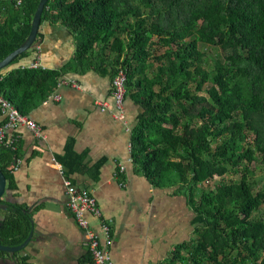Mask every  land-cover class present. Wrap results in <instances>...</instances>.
Instances as JSON below:
<instances>
[{
  "label": "trees",
  "instance_id": "obj_1",
  "mask_svg": "<svg viewBox=\"0 0 264 264\" xmlns=\"http://www.w3.org/2000/svg\"><path fill=\"white\" fill-rule=\"evenodd\" d=\"M38 2L0 0V61L28 36ZM45 21L72 36V57L57 69H8L32 49L23 52L0 72V98L29 116L66 74L122 71L124 101L137 108L132 171L182 195L192 213L190 238L163 264H264V188L254 191L250 167L264 166V0H47ZM199 45L220 58L209 65ZM10 136L0 144L7 190L20 160V139ZM73 146L69 139L59 158L63 176L90 170L96 180L104 161L87 168ZM10 208L0 244L18 246L30 216Z\"/></svg>",
  "mask_w": 264,
  "mask_h": 264
},
{
  "label": "crops",
  "instance_id": "obj_2",
  "mask_svg": "<svg viewBox=\"0 0 264 264\" xmlns=\"http://www.w3.org/2000/svg\"><path fill=\"white\" fill-rule=\"evenodd\" d=\"M38 33L37 46L8 69L27 67L33 62L57 69L70 60L73 38L64 27L40 22ZM63 79L79 87H57L60 101L41 103L27 116L41 128V136L36 137L25 126L14 130L20 139V165L13 173L15 188L6 189L1 198L0 222L15 218L10 206L21 208L20 215L30 216L32 236L18 253L0 255V264L89 261L84 232L65 206L59 158L69 139L74 142V152L84 155L87 168L104 161L96 180L89 170L73 174L69 181L87 189L102 217L111 220L110 254L114 264H163L175 245L190 238L192 213L182 195H176L173 189L154 188L133 173L127 129L131 130L137 108L130 100L124 101V124L112 115L109 77L87 72L69 73ZM98 101L108 103L107 111H100ZM119 166L124 168L121 173L117 172ZM87 218L91 229L100 234L98 221Z\"/></svg>",
  "mask_w": 264,
  "mask_h": 264
},
{
  "label": "built area",
  "instance_id": "obj_3",
  "mask_svg": "<svg viewBox=\"0 0 264 264\" xmlns=\"http://www.w3.org/2000/svg\"><path fill=\"white\" fill-rule=\"evenodd\" d=\"M20 4V0H16V5ZM42 68L38 62H33L27 67L22 68ZM69 85L75 89L79 86L74 81H69L60 78L54 87L53 91L46 96L42 101L43 105L49 102H58L61 100L57 94L56 88ZM111 105L113 107L112 115L117 120L126 123L124 97H125V75L122 71L111 79ZM101 112L107 111L109 105L107 102H96ZM0 112L5 123L0 126V144L9 146L13 140L10 138L17 126H25L36 137L41 136V128L30 120L27 116L21 115L10 103L0 98ZM130 131L129 129H127ZM130 149V145H129ZM20 160L17 159L13 166V172L18 170ZM123 167L119 166L118 173L123 171ZM66 201V209L73 216L77 226L84 232L85 245L87 246L90 260L86 264H114L110 254V248L113 245L111 233V220L102 217L99 208L96 205L95 198L87 189L78 188L73 185L67 178L62 179ZM88 216L95 218L98 221L100 234L91 229L88 221Z\"/></svg>",
  "mask_w": 264,
  "mask_h": 264
},
{
  "label": "water",
  "instance_id": "obj_4",
  "mask_svg": "<svg viewBox=\"0 0 264 264\" xmlns=\"http://www.w3.org/2000/svg\"><path fill=\"white\" fill-rule=\"evenodd\" d=\"M46 2L47 0H39L37 8L31 20V25H30L28 36L17 49H15L13 52L8 54L2 61H0V72L4 70L5 68H7L17 58V56H19L23 52L28 51L29 49L33 47L36 41V38H37V34L39 31V26L41 22V15H42V11H43V8ZM5 190H6V180L2 172L0 171V199L4 195ZM31 236H32V231L30 232L27 239L18 246H5V245L0 244V252L7 253V254H14V253L21 251L28 244V242L31 239Z\"/></svg>",
  "mask_w": 264,
  "mask_h": 264
},
{
  "label": "rangeland",
  "instance_id": "obj_5",
  "mask_svg": "<svg viewBox=\"0 0 264 264\" xmlns=\"http://www.w3.org/2000/svg\"><path fill=\"white\" fill-rule=\"evenodd\" d=\"M36 45L34 43L33 47ZM37 46V45H36ZM32 47V48H33ZM199 49L203 52H205V59L207 60V63L212 64L214 60L220 58V54L218 55V51L214 47H209L205 45H199ZM253 170V177L251 178L253 189L254 191H257L261 188H264V166L260 165L259 163H252L250 166ZM19 168V167H18ZM232 178L228 175L225 176V180L229 181ZM218 180V179H217ZM18 253V252H17Z\"/></svg>",
  "mask_w": 264,
  "mask_h": 264
}]
</instances>
